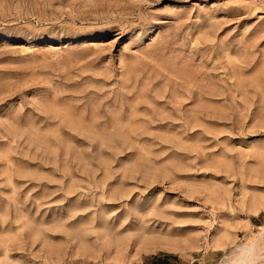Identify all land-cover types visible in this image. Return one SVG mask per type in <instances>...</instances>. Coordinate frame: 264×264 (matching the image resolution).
I'll return each instance as SVG.
<instances>
[{
    "label": "rangeland",
    "instance_id": "1",
    "mask_svg": "<svg viewBox=\"0 0 264 264\" xmlns=\"http://www.w3.org/2000/svg\"><path fill=\"white\" fill-rule=\"evenodd\" d=\"M262 232L264 0H0V264H264Z\"/></svg>",
    "mask_w": 264,
    "mask_h": 264
},
{
    "label": "bare ground",
    "instance_id": "2",
    "mask_svg": "<svg viewBox=\"0 0 264 264\" xmlns=\"http://www.w3.org/2000/svg\"><path fill=\"white\" fill-rule=\"evenodd\" d=\"M262 234H264V232H262ZM260 247L261 244L258 242V240H256L252 245L247 244L245 250L244 249H243L244 251L242 250V254H243L242 258L239 259L240 261L237 264H255V262H257L256 260L260 258L258 253H260L263 250V248L262 250L259 249Z\"/></svg>",
    "mask_w": 264,
    "mask_h": 264
}]
</instances>
